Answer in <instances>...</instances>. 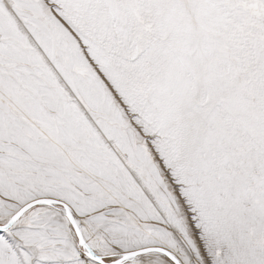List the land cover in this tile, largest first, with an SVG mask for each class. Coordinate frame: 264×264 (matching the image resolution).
<instances>
[{
  "label": "snow or ice",
  "instance_id": "snow-or-ice-1",
  "mask_svg": "<svg viewBox=\"0 0 264 264\" xmlns=\"http://www.w3.org/2000/svg\"><path fill=\"white\" fill-rule=\"evenodd\" d=\"M0 264H264V0H0Z\"/></svg>",
  "mask_w": 264,
  "mask_h": 264
}]
</instances>
